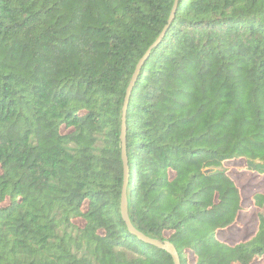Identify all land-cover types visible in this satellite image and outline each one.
<instances>
[{
	"label": "trees",
	"instance_id": "16d2710c",
	"mask_svg": "<svg viewBox=\"0 0 264 264\" xmlns=\"http://www.w3.org/2000/svg\"><path fill=\"white\" fill-rule=\"evenodd\" d=\"M174 3L0 0V264H264V0Z\"/></svg>",
	"mask_w": 264,
	"mask_h": 264
},
{
	"label": "water",
	"instance_id": "95a60500",
	"mask_svg": "<svg viewBox=\"0 0 264 264\" xmlns=\"http://www.w3.org/2000/svg\"><path fill=\"white\" fill-rule=\"evenodd\" d=\"M179 0H175L174 3V7L172 9L171 15H170V19L169 21H172L175 17L176 14V10H177V6H178ZM165 31H163L164 34ZM148 55V53H147ZM146 55V56H147ZM145 56V57H146ZM145 57H143L137 67L136 70L133 74V77L131 79V82L127 88V93H126V98H125V103H124V108H123V128H122V133H121V138H122V156H123V160H124V166H125V182H124V186H123V193H122V201H121V210H122V214L124 219L127 221L129 227L135 231L133 229L130 217H129V212H128V197H127V183H128V176H129V167H128V157H127V153H126V147H125V143H126V125H125V121H126V113H127V109H128V102H129V97L130 94L132 92L133 86L136 82L137 76L139 74V71L141 69V66L145 60ZM142 237H144L142 234H140ZM147 241L151 242L152 244L156 245L157 247L166 249L173 257L175 264H181L180 261V257L178 254L177 249L175 248V246L170 243V242H160L158 240H152V239H148L146 238Z\"/></svg>",
	"mask_w": 264,
	"mask_h": 264
},
{
	"label": "rangeland",
	"instance_id": "374dc122",
	"mask_svg": "<svg viewBox=\"0 0 264 264\" xmlns=\"http://www.w3.org/2000/svg\"><path fill=\"white\" fill-rule=\"evenodd\" d=\"M239 183L243 187L245 197H249L253 192L264 191V176L248 174L246 172L239 175ZM257 209L252 207L242 216V223L231 227L222 233V237L230 242H238L248 236L255 229V214Z\"/></svg>",
	"mask_w": 264,
	"mask_h": 264
}]
</instances>
